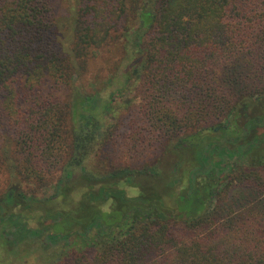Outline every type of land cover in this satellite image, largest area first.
I'll return each mask as SVG.
<instances>
[{"label": "trees", "instance_id": "obj_1", "mask_svg": "<svg viewBox=\"0 0 264 264\" xmlns=\"http://www.w3.org/2000/svg\"><path fill=\"white\" fill-rule=\"evenodd\" d=\"M69 18L63 45L55 0H0V250L264 264V0H74ZM116 44L126 83L74 86Z\"/></svg>", "mask_w": 264, "mask_h": 264}, {"label": "rangeland", "instance_id": "obj_2", "mask_svg": "<svg viewBox=\"0 0 264 264\" xmlns=\"http://www.w3.org/2000/svg\"><path fill=\"white\" fill-rule=\"evenodd\" d=\"M74 6V0H55V25H56V35L57 41L63 45H67L70 37V18L69 13L71 8ZM131 51V50H130ZM132 56V53H127V56H123V53L120 52L119 46L113 45L109 48H101L96 52V55L92 60L89 61V67L87 71L81 75L78 79L75 80L74 86H77L80 91H91L95 89L99 96H105L107 93L111 92L115 87L125 84L124 81V71L127 64L130 62L128 56ZM130 56V57H131ZM115 66V70L111 68ZM114 71V76L112 82H107L108 77L111 72ZM107 82V83H106ZM60 95L64 97V93L60 92ZM64 95V96H63ZM132 92H124L123 99H132ZM134 101H137L135 98ZM121 109V108H120ZM119 109V111H120ZM118 112H116L117 114ZM120 113H123L122 111ZM126 114V115H125ZM121 125L118 126L116 131V140L120 142V158H128L132 151H125L124 146L122 145V138L127 135L131 128L129 129L127 124L129 118L132 116L130 113L122 114ZM111 119V118H110ZM109 119V120H110ZM133 128V127H132ZM138 156L132 157L134 160ZM233 155L231 154H221L219 159H216L217 168H225L228 165V162L232 159ZM94 162V159H93ZM83 167V166H82ZM80 169L76 168L73 177L77 176V173ZM8 176L5 173H0V190L8 184ZM12 181V182H11ZM11 183H14V180L11 179ZM52 189L49 187L47 189H42L38 191V195H46L51 193ZM129 194H132V190H128ZM14 252H10L5 255L0 250V264H49L48 258L51 249H41L34 241H29L27 244H19L15 247Z\"/></svg>", "mask_w": 264, "mask_h": 264}]
</instances>
